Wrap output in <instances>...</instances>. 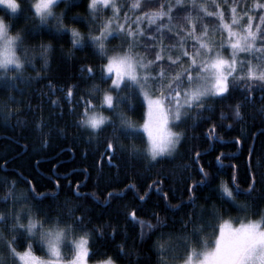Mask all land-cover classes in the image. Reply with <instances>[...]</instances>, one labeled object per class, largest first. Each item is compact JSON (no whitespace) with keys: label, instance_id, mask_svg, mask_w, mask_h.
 <instances>
[{"label":"snow or ice","instance_id":"snow-or-ice-1","mask_svg":"<svg viewBox=\"0 0 264 264\" xmlns=\"http://www.w3.org/2000/svg\"><path fill=\"white\" fill-rule=\"evenodd\" d=\"M158 3V11H149ZM59 4L60 0H34L26 19L34 22L38 17L40 23L49 25L51 18L55 21L51 27L56 33L71 31L73 47L84 49L90 46L93 49L99 64L81 68L82 74L87 73L85 82L99 80L100 84L106 85L100 88L93 84L95 91L102 92L101 106H106L105 111L119 117L121 128L132 130L118 132L116 121H111L113 135L105 142L113 155L126 151L120 143L122 136L132 140L138 138L137 125L125 114L122 106H127L128 111L136 107L144 109L143 124L139 127L147 135L151 159L156 160L158 156L171 155L179 143L180 134L171 131L170 122L179 127L186 123V118H190L189 113L202 115L204 111H211L208 98L224 100L240 90L243 99L251 102L247 94L256 86L264 89V4L256 3L252 9L245 6L243 16H239V0H231L230 5L228 0L199 3L198 0H187V5L185 0H176V6L186 13L178 17L167 0L164 3L160 0H131V3L120 5L117 0H87L93 22L87 37L90 45L85 43L80 32L67 29L64 23L65 19H80L79 15L71 18L66 14L57 15L54 9ZM208 4L213 10H209ZM0 5L12 14L24 11L21 0H0ZM64 6L68 7V0H64ZM189 6L196 11L195 15L189 11ZM255 9L262 11L257 16L249 15ZM109 12L111 15H107ZM245 17L247 22L242 23ZM206 18L210 19L205 22ZM97 20L100 21L98 24L95 23ZM173 20L177 23L173 24ZM165 29L170 35H165ZM21 31L23 37L10 35L9 24L4 16H0V69H4L5 75L10 66L21 73L26 63H32L28 50L24 48V41L30 38L32 29L25 27ZM165 39L173 42L165 44ZM113 40L120 43L109 48ZM41 47V58L47 67V47ZM18 50L22 55L17 54ZM78 88V84L70 86L66 99L76 108L83 107L80 125L92 129L99 136L107 131L109 118L96 110L93 104L95 96L73 100ZM242 107V103L236 105L235 118L242 119ZM70 110L75 111V108ZM224 118V113H221V120ZM195 157L194 166L202 158L199 152ZM216 159L220 161L219 156ZM199 173L202 174L201 179L186 188L193 204L198 198L197 187L212 180V174L203 166ZM18 175L28 185L27 194L16 193V181L11 184L6 180L0 181V186L7 189L6 195L0 197V264H116L107 253L94 251V234L98 233L103 238L104 233L95 226L88 230L92 221L87 208L82 204L76 205L68 209L67 216L57 214L52 217L47 212L41 213L37 205L47 199L48 194L37 192L31 181L22 174ZM245 183L248 184L246 189L241 187L237 176L232 175L228 182L222 180L219 187L237 210L247 212L253 205L237 201L242 195L251 200L257 190L256 185L264 183V172L259 171V165L246 177ZM73 194L86 199L78 191ZM109 196L115 199L118 193H109ZM137 198L144 201L146 195ZM164 198L168 199L167 194ZM183 206L181 201L178 205H169V208L179 211ZM200 207L199 216L189 214L187 219L181 218L180 234L163 232L162 229L168 225L157 212L142 220L137 215L139 209H135L126 213V217L134 227H140L142 240L159 232L153 244L157 264H264V210L254 213L259 219L241 221L239 226L227 220L217 226L213 220H221L220 209L215 204L211 205V216L206 219L204 206ZM81 210L82 214L76 216L75 213ZM208 227H211V233L205 232ZM115 232L114 228L113 234ZM118 247L123 251L122 245ZM97 255L102 258L94 259Z\"/></svg>","mask_w":264,"mask_h":264},{"label":"trees","instance_id":"trees-1","mask_svg":"<svg viewBox=\"0 0 264 264\" xmlns=\"http://www.w3.org/2000/svg\"><path fill=\"white\" fill-rule=\"evenodd\" d=\"M124 2L131 3V0H117L118 5ZM164 2L160 0V3ZM167 2L173 5L174 15L182 17L186 14L176 6V0ZM21 3L24 11L16 14L0 7V16H4L9 24L10 35L19 34L23 37V28L32 29L30 38L24 41V48L28 50L27 55L32 63H26L21 73H17L13 67L5 75L0 69V181L6 180L9 184L16 181V193L27 194L28 185L18 175L22 174L31 181L37 192L48 194V198L39 203L37 208L52 217L57 214L67 216L69 208L82 204L88 209L87 215L92 221L88 230L95 226L104 233L103 238L98 233L94 234V251L107 253L115 259L116 264H157L153 244L159 232L142 240L140 227H134L126 217V213L135 209H139L137 215L142 220L149 219L153 212L159 213L168 225L162 231L176 234H180L181 218L187 219L189 214L199 216L201 205L204 206L206 219L211 216V205L215 204L220 209L221 220H213L217 226L226 219L234 222L259 219L254 213L264 210V183L256 185L257 190L251 200L242 195L237 201L239 204L253 205L247 212L237 210L219 185L222 180L228 182L232 175H236L241 187L246 189V177L257 169V165L259 171L264 172V89L256 86L254 91L249 92L247 95L251 97V102L243 99L240 90L224 100L208 98L211 111H204L202 115L189 113L190 118H186V123L175 126L180 140L174 152L158 156L156 160L149 156L146 136L139 128L144 109L136 107L128 111L127 106H122L125 114L137 125L138 138L132 140L122 136L120 143L126 151H118L113 155L105 142L106 138L113 135L111 121H116L118 132L132 130L121 128L119 117L105 111L106 106H101L102 92L95 91L93 84L100 88L106 85L100 84L99 80L85 82L87 73L82 74L81 68L99 64L93 49L90 46L84 49L73 47L71 31L56 33L55 28L51 27V24H55L51 18L49 25L40 23L38 17L34 22L26 19L34 0H21ZM228 3L230 5L231 0ZM256 3L264 4V0H239L238 8L245 11V6L252 9ZM207 6L213 10L210 4ZM221 6L225 7L224 4ZM158 10L159 3L149 9ZM189 11L196 14L190 6ZM261 11L255 9L249 14L255 12L257 16ZM54 12L57 15L66 14L69 18L79 15L80 19H65L64 23L67 29L80 32L85 37V43L90 45L87 37L93 22L87 0H68L67 8L64 0H60ZM209 19L206 18L205 22ZM99 22L97 20L95 23ZM164 22H167V18ZM175 23L177 20H173ZM165 35H170L167 29ZM171 42L164 40L165 44ZM119 43V40H113L108 47ZM42 45L47 47V67L41 58ZM17 54L22 55L19 50ZM77 84L79 88L73 100H79L81 96H95L93 104L96 109L109 118L107 131L99 136L80 125L83 107L76 108L74 103L70 104L66 99L68 88ZM52 101L59 103L54 104ZM238 103L243 104L242 119L234 116ZM72 108L75 111H71ZM221 113L225 116L223 120ZM90 133L93 135L90 136ZM196 152L202 158L194 166ZM218 156L220 161L216 159ZM201 166L212 174V180L207 185L197 187L198 198L193 204L189 201L190 193L186 192V188L201 179ZM6 191L5 186H0V197L6 195ZM77 191L86 199L75 196L73 193ZM109 193H118V196L113 199ZM139 195H146V199L140 201L137 198ZM181 201L184 206L179 211L169 208V205L175 206ZM82 211H77L75 215L80 216ZM211 231V227L205 229L206 233ZM120 245L123 251L118 247ZM100 258L97 255L94 259Z\"/></svg>","mask_w":264,"mask_h":264},{"label":"rangeland","instance_id":"rangeland-1","mask_svg":"<svg viewBox=\"0 0 264 264\" xmlns=\"http://www.w3.org/2000/svg\"><path fill=\"white\" fill-rule=\"evenodd\" d=\"M185 1H187V0H185ZM199 2H204V0H198V3ZM0 7H2V8H4L2 5H0ZM5 9V8H4ZM6 11H8V12H10V10H7V9H5ZM11 13V12H10ZM237 14L239 15V16H243V14H244V10L242 9V8H237ZM255 12L254 13H250L249 15H253V16H255ZM226 16H229V18H230V14L229 13H226ZM247 21H246V17H245V19L242 21V23H246ZM13 36V35H12ZM259 46V45H258ZM14 66H10V68H13ZM3 71H4V69H2ZM106 108V107H105ZM97 110V109H96ZM98 111V110H97ZM175 123H177V122H175ZM143 124V121H142V123L139 125V126H141ZM169 127H170V129H171V131L173 132V133H177L176 132V129H175V125H174V123H172V122H170V124H169ZM87 128V127H86ZM141 130H142V128L141 127H139ZM89 130H92V129H90V128H88ZM143 131V130H142ZM145 136H146V139H147V135L145 134ZM149 147H150V145L148 144V140H147V152H148V154H149V156H150V153H149ZM174 152V150L172 151V153ZM171 153V154H172ZM165 155H168V154H165ZM164 156V155H163ZM254 219H256V218H254ZM227 221H229V222H231L234 226H239V223L241 222V221H239V222H234V221H232V220H229V219H226ZM248 219H244L243 221H247ZM224 221V220H223ZM222 221V222H223ZM93 264H94V262H93Z\"/></svg>","mask_w":264,"mask_h":264}]
</instances>
